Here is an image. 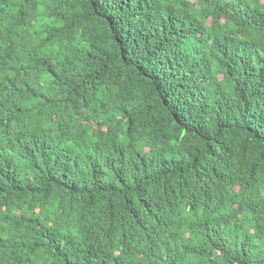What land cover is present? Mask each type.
Listing matches in <instances>:
<instances>
[{
  "label": "trees",
  "instance_id": "obj_1",
  "mask_svg": "<svg viewBox=\"0 0 264 264\" xmlns=\"http://www.w3.org/2000/svg\"><path fill=\"white\" fill-rule=\"evenodd\" d=\"M0 264H264V0H0Z\"/></svg>",
  "mask_w": 264,
  "mask_h": 264
}]
</instances>
